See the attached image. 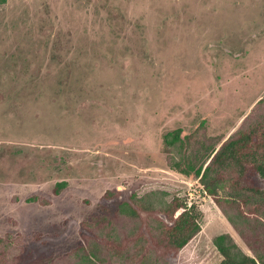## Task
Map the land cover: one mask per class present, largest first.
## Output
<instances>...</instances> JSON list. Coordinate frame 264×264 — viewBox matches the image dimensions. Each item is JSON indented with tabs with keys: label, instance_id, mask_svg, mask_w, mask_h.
<instances>
[{
	"label": "rangeland",
	"instance_id": "obj_1",
	"mask_svg": "<svg viewBox=\"0 0 264 264\" xmlns=\"http://www.w3.org/2000/svg\"><path fill=\"white\" fill-rule=\"evenodd\" d=\"M263 98L264 0L0 3V238L11 257L53 264L83 221L113 216L117 193L154 190L202 212L171 264H220L212 240L224 233L247 251L199 180L169 169L164 137L180 128L204 135L194 146L218 144ZM218 191L245 210L264 201L230 180Z\"/></svg>",
	"mask_w": 264,
	"mask_h": 264
},
{
	"label": "trees",
	"instance_id": "obj_2",
	"mask_svg": "<svg viewBox=\"0 0 264 264\" xmlns=\"http://www.w3.org/2000/svg\"><path fill=\"white\" fill-rule=\"evenodd\" d=\"M5 0H0V3ZM178 128L167 133L164 143L168 152L167 165L181 175L194 176L222 213L246 250L235 238L224 233L212 243L222 257L220 264H264V201L245 210L240 201L231 197L223 201L219 186L227 180L238 190L264 199V189L255 179L264 181V98L244 119L240 128L218 144L202 143L204 135L182 136ZM198 154V156H193ZM257 156L249 160L250 155ZM65 183L57 185L56 194ZM163 190L133 193L119 199L116 211L90 217L81 224V238L76 248L53 264H171L172 260L202 231V212L186 200ZM106 200L111 196L106 194ZM14 246L0 238V264H17ZM17 258V257H16Z\"/></svg>",
	"mask_w": 264,
	"mask_h": 264
}]
</instances>
